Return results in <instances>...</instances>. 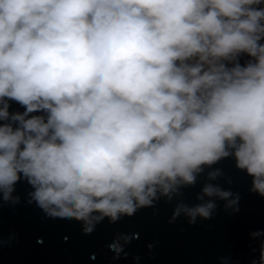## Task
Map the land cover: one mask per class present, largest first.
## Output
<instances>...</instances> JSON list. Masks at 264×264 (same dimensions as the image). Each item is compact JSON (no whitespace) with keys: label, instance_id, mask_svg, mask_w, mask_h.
I'll list each match as a JSON object with an SVG mask.
<instances>
[{"label":"clouds","instance_id":"9594fccd","mask_svg":"<svg viewBox=\"0 0 264 264\" xmlns=\"http://www.w3.org/2000/svg\"><path fill=\"white\" fill-rule=\"evenodd\" d=\"M0 122V198L18 203L26 180L43 219L85 235L230 156L264 197V0H0ZM205 197L239 211L209 183L172 219H210Z\"/></svg>","mask_w":264,"mask_h":264},{"label":"water","instance_id":"95a60500","mask_svg":"<svg viewBox=\"0 0 264 264\" xmlns=\"http://www.w3.org/2000/svg\"><path fill=\"white\" fill-rule=\"evenodd\" d=\"M248 59L242 56L240 63ZM9 104L10 113L25 111L15 101ZM235 165L230 156L206 166L195 184L182 186L181 194L171 201L162 197L154 207L141 208L116 223L106 218L89 235L84 234L81 222L43 219L36 203H29L33 189L21 179L13 193L18 203L0 198V264H251L264 240L251 236L264 231V197L251 191L252 177ZM217 169L221 175L209 180L208 174ZM209 183L237 194L239 211L226 209L223 200L205 197V202L215 200L217 204L210 219L197 218L190 224L181 215L173 220L178 203L190 207L202 203L197 197ZM121 235L133 239L126 245L120 241L124 251L116 258L110 245Z\"/></svg>","mask_w":264,"mask_h":264}]
</instances>
